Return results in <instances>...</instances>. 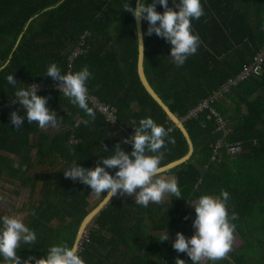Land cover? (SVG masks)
Here are the masks:
<instances>
[{"label":"trees","instance_id":"obj_1","mask_svg":"<svg viewBox=\"0 0 264 264\" xmlns=\"http://www.w3.org/2000/svg\"><path fill=\"white\" fill-rule=\"evenodd\" d=\"M179 2L168 0V5ZM125 3L135 8L136 0H0V68H4L0 71V130L5 127L10 131L7 135L0 131V149L9 133H13L12 146L20 147L28 145L29 134L39 131L40 156L56 155L62 164L56 175L39 179L44 187L39 202L28 212L27 226L37 239L35 244L21 243L17 249L21 259L44 258L52 245L74 244L81 221L106 195L101 193L91 208L87 201L91 188L73 183L63 174L73 162L92 169L98 160L113 153L117 143L130 153L132 145L123 140L134 135L133 128L144 118L153 119L166 132L171 129L165 137L166 147L161 149L162 168L188 152L181 132L140 83L135 18L123 10ZM201 5L204 15L191 22L201 43L183 66L178 67L170 57V43L155 33L147 36L148 22L141 21L146 79L178 118L236 75L264 45V0H201ZM156 11L162 14L164 9L157 4ZM84 32L88 37L83 54L70 65L68 58ZM53 63L61 74L87 66L92 74L86 82L88 90L116 110L120 126H109L96 113L93 120L68 97L44 90L37 95L48 97L46 106L62 118L58 132L47 134L37 122L29 124L18 101L7 104L18 89L50 78L47 69ZM10 74L17 80L15 86L7 82ZM212 106L230 130L226 141L239 143L240 153L229 158L222 151L219 162H210L211 147L221 137L214 119L208 118L206 111L183 123L193 154L185 164L166 173L175 176L181 197L171 194L167 201L147 207L113 197L81 243L79 255L85 264H175L176 259L192 264L186 253L172 247L176 233L191 238L196 213L188 209L189 204L202 195L219 197L221 190L229 194V220L241 245L225 259L207 264H264V64L258 75L248 76ZM13 111L25 117L20 129L7 124ZM83 120L89 123L85 125ZM170 139L175 142L169 143ZM106 170L111 175L118 171ZM233 214L237 219H231ZM153 232L167 233L169 239L162 241L163 236Z\"/></svg>","mask_w":264,"mask_h":264},{"label":"clouds","instance_id":"obj_2","mask_svg":"<svg viewBox=\"0 0 264 264\" xmlns=\"http://www.w3.org/2000/svg\"><path fill=\"white\" fill-rule=\"evenodd\" d=\"M157 4L163 7L162 14L156 11ZM123 10L131 13L137 22H148L147 36L155 33L156 36L170 43V57L178 67L183 66L190 56L197 53L201 41L197 34H193L191 22L193 19L199 20L204 15L201 0H180L179 4L173 7H169L168 0H151L148 4L141 0L135 8L125 3ZM143 35L137 33V40L142 49ZM3 70L4 68H0V71ZM91 75L87 66L80 71L67 74H61L60 68L54 63L47 69V76L58 81V90L94 120L95 111L88 106L86 86ZM6 79L10 85L17 84L12 74ZM38 90L39 86L36 84L18 89L15 93L17 99L13 100V103L18 101L26 111L29 124L37 122L40 129L59 127L62 118H58L57 114L46 106L48 97L37 95ZM24 119L25 117L18 115L16 111L10 114L11 123L16 129L22 127ZM83 123L87 125L89 121L83 120ZM133 129L134 135L123 140L124 144L132 145L130 153L125 152L121 144L117 143L113 153L98 160L97 166L92 169H85L73 162L63 172L65 178L73 181L78 179L80 183L91 188V194L101 196V193H107L103 196L106 202H110L118 194L135 195V204L144 207L150 203H162L166 194L180 198L181 192L176 179L162 175L161 161L164 152L161 149L166 147L165 128L157 125L151 118H144L139 121V126ZM168 142L175 141L170 139ZM103 151H107L106 145L103 146ZM106 169H118V171L115 175H111ZM228 198V192L221 190L219 197L202 195L191 203L196 213L193 222L195 232L191 238L176 233L172 247L178 253H186L192 264L222 260L231 251L235 225L229 220L226 207ZM231 219L235 220L237 216L233 214ZM36 239L35 231L26 226L22 214L0 216V257L3 258V264H33V262L34 264H85L79 255V246L75 243L70 246L66 242L50 246L44 258L28 256L26 259H21L17 254L21 243L35 244ZM168 239L166 233L162 241ZM175 264H186V262L176 259Z\"/></svg>","mask_w":264,"mask_h":264},{"label":"crops","instance_id":"obj_3","mask_svg":"<svg viewBox=\"0 0 264 264\" xmlns=\"http://www.w3.org/2000/svg\"><path fill=\"white\" fill-rule=\"evenodd\" d=\"M10 122L11 120L7 121V124H10ZM7 130L4 127V130L1 128L0 131H3V134L7 135ZM43 130V133L48 132L47 134H56L58 132V128L53 127ZM51 130H55L56 132L52 133ZM8 132L10 131L8 130ZM9 134V137L7 136L5 141L1 142V147L3 148L0 149V216L22 214L24 223L28 226L30 221L28 212L33 208L34 204L39 202L41 191L44 187L42 181L39 180L40 177L56 175L61 169L62 164L56 155L49 156L48 158L40 156L43 150L39 131L29 134L28 145L24 146L21 144L20 147L18 144L16 147L12 146L14 138L11 135L13 133ZM166 173L162 175L175 178L173 174L167 175ZM68 180L73 183H79L78 179L73 181L68 178ZM116 199H124L125 201L135 203V195L129 196L125 194L120 196L118 194ZM92 222L85 228L83 235H86L87 229L91 226Z\"/></svg>","mask_w":264,"mask_h":264},{"label":"built area","instance_id":"obj_4","mask_svg":"<svg viewBox=\"0 0 264 264\" xmlns=\"http://www.w3.org/2000/svg\"><path fill=\"white\" fill-rule=\"evenodd\" d=\"M86 37H88L87 33L84 32L82 36L79 38L77 47L72 52V55L69 56L68 58V62L70 65L73 59H75V57H78L79 55L83 54L82 50L85 49L84 41ZM263 64H264V45L262 46L259 53H257L252 58V61L250 63L244 65L239 70V72L233 77L227 78L225 82H223L219 87H217L215 90L212 91L209 97L200 100L196 105L189 108L183 117L179 118L182 123H185L188 120L196 119L200 113L207 111L208 118L214 119V122L216 123V131L221 132V137L211 147L212 156L210 158V162H215V161L219 162L221 160L222 151H224V154L227 157L233 158L237 156L241 150L239 143H228L226 141L227 134L229 133L230 130L226 126V121L220 116L219 113L216 112L212 104L217 102L218 99L223 97V95L227 93L232 87L244 81L251 74L258 75ZM31 84H36L39 86V90L37 94L42 93L44 90H47V91L58 92L59 94H61V96L66 97L62 92L58 90L57 88L58 81H54L51 77L48 79L31 82L27 85V87ZM87 95H88V106L90 108H93V110L97 115L101 116L104 119V121L108 123L109 126H116V125L120 126V124L117 122V114L114 108H112L108 104H104L103 102L99 101L94 95L90 93L89 90ZM16 99L17 97L15 95L13 99L7 101V104H15L16 102L13 103V100ZM167 132H171V129L169 128ZM84 240H86V235H82L81 237V242L79 244V251L81 250V243Z\"/></svg>","mask_w":264,"mask_h":264},{"label":"water","instance_id":"obj_5","mask_svg":"<svg viewBox=\"0 0 264 264\" xmlns=\"http://www.w3.org/2000/svg\"><path fill=\"white\" fill-rule=\"evenodd\" d=\"M138 2H141V0H136L135 7L137 6ZM48 9H50V8H48ZM30 20L31 19H29L28 22ZM135 28H136V37L138 39L137 33L143 34V32H142V22L141 21L137 22L135 20ZM142 45H143V49L140 47L139 41L137 40V48H138L137 75H138V78L140 80V83L142 84L143 88L145 89L147 94L150 96V98L157 105H159V107L163 110V112L167 116L168 120H170L171 123L175 126V128H177L181 132V134L185 138V141H186V144H187V147H188V152L183 158H181V159H179V160H177V161H175V162L163 167V173H166L168 171L174 170L175 168H178L179 166L185 164L190 159V157L193 154V146H192V143L190 141V137H189V135H188L183 123L181 122V120L175 114H173L170 111L168 106L165 103H163V101L159 97H157L156 94L153 92V90L150 88L149 83H148V81L146 79V76H145V73H144V68H143V58H144V43H143V41H142ZM106 195H107V193H106ZM108 203L109 202H106L105 198L103 197V199L92 210H90L88 212V214L83 218V220L80 223V227H79V229L77 231V235H76V238H75V241H74L75 244H77L79 246V244L81 242V237L83 235V232H84L85 228L96 218L98 213Z\"/></svg>","mask_w":264,"mask_h":264},{"label":"rangeland","instance_id":"obj_6","mask_svg":"<svg viewBox=\"0 0 264 264\" xmlns=\"http://www.w3.org/2000/svg\"><path fill=\"white\" fill-rule=\"evenodd\" d=\"M51 132L54 133L56 131L55 130H51ZM170 195L171 194H166L164 200L167 201L169 199ZM87 200L90 203L91 208H93L99 202V196H97V195H90V196H88V199ZM188 209L191 212H195V207L192 204L190 205V207H188ZM151 234L157 235V236H163V237L166 235V234L161 233V232L160 233L159 232H157V233L153 232ZM240 245H241V241L239 240V238L236 235H234V239H233V242H232V247H231V251L230 252H233L234 250H236L237 248H239ZM206 262H208V261L203 262V264H206Z\"/></svg>","mask_w":264,"mask_h":264}]
</instances>
